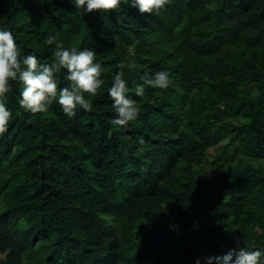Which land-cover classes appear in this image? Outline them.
<instances>
[{
  "label": "trees",
  "instance_id": "16d2710c",
  "mask_svg": "<svg viewBox=\"0 0 264 264\" xmlns=\"http://www.w3.org/2000/svg\"><path fill=\"white\" fill-rule=\"evenodd\" d=\"M0 27L43 63L55 35L105 67L93 109L71 118L55 102L23 110L13 82L0 264H204L237 240L264 248V0H169L153 15L127 0L106 14L0 0ZM145 66L170 86H146L138 117L111 124L112 77L123 70L134 96Z\"/></svg>",
  "mask_w": 264,
  "mask_h": 264
},
{
  "label": "clouds",
  "instance_id": "9594fccd",
  "mask_svg": "<svg viewBox=\"0 0 264 264\" xmlns=\"http://www.w3.org/2000/svg\"><path fill=\"white\" fill-rule=\"evenodd\" d=\"M71 3L78 11L84 9L89 13L99 11L106 14L120 8L124 0H71ZM168 3L169 0H127L128 7L151 15L163 10ZM46 44L55 46L53 63H43L33 52L24 53L13 32L7 27H0V134L7 131L13 115L7 106V94L12 91L13 82L18 83L20 88L18 104L27 112L46 113L54 102L69 118L75 116L78 110L93 109L91 98L105 84V67L96 61V50L92 47H65L55 35H48ZM118 67L123 69L124 65ZM62 70H66V79L70 83L58 89L57 76ZM124 75L123 70L116 72L107 89L115 112V118L110 123L121 127L138 117L140 109L135 97H144L146 86L167 89L171 84L168 71L150 74L145 66L132 96L128 94V82ZM196 264H200V260ZM204 264H264V248L251 244L241 246L237 240L234 249L224 255L209 256Z\"/></svg>",
  "mask_w": 264,
  "mask_h": 264
}]
</instances>
